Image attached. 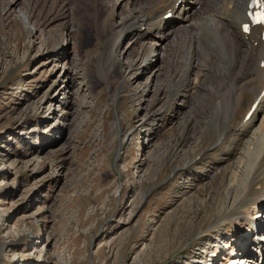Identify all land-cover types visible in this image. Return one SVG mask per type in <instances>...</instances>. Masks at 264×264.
<instances>
[{"label":"rangeland","instance_id":"1","mask_svg":"<svg viewBox=\"0 0 264 264\" xmlns=\"http://www.w3.org/2000/svg\"><path fill=\"white\" fill-rule=\"evenodd\" d=\"M10 2L0 0V264H194L204 247L210 253L207 235L235 247L236 238L226 237L255 202L226 216L218 196L221 162L225 139L241 128L259 90L236 101L228 80L216 86L221 64L208 62L212 47L192 52L185 44L195 35L190 21L182 33L169 31L148 62L141 47L150 41L131 36L106 55V30L98 34L97 21L109 16L115 32L127 4L142 0ZM194 2L193 20L203 9ZM18 6L29 8L35 30L24 26ZM71 30L81 45L69 40L67 56L45 54L50 34ZM60 58L80 62L77 71L65 73ZM190 61L200 69L185 98L180 75ZM169 70L178 82L175 97L169 87L155 90L169 86ZM261 124L259 117L255 128ZM253 193L264 203V165ZM261 216V230L248 240L262 249L246 264H264ZM224 251L216 264L237 260Z\"/></svg>","mask_w":264,"mask_h":264},{"label":"bare ground","instance_id":"2","mask_svg":"<svg viewBox=\"0 0 264 264\" xmlns=\"http://www.w3.org/2000/svg\"><path fill=\"white\" fill-rule=\"evenodd\" d=\"M19 1L20 0H11L9 5L18 4ZM194 1L202 4L203 9L200 13L196 12L195 19L193 20L192 18L195 12L190 13V11H195V9L191 7ZM250 1L251 0H191V2H189V0H146V3H143L142 0V2H140V5L135 4V2L127 4V6H130V9H126V18L123 19V21L118 25L115 32L114 30H110L109 26L111 21L109 19V16H107L106 19L102 21V23H99V21H97L95 29L98 34L100 31L106 30L104 32V35L106 37L105 54L109 57L117 53V50L119 49L118 46L122 42H124L125 38L127 37L131 36L132 38H134V40L147 39L148 41H150L146 46L143 45L141 47V60L142 63H145L157 56V54L159 53L158 44L165 42L169 31H172L175 29V27H177L178 29L175 30L182 33L187 29L184 23L190 21L193 26L195 35H193L194 33L192 34L193 37L190 38L191 40L188 43H185L186 46L188 45L192 52H195L197 45L199 48H201V46L212 47L211 52H209L210 49L208 51L210 55H207L208 62L210 64H221V68L218 69V83L216 86H218L219 84L221 85V82L225 79L228 80L229 87L235 95L233 96V98L237 101L236 98L239 99V96L240 94H242V92L255 88V90H259V92L257 93L260 95L262 89L264 88V67L261 65L262 62H264V39H262L264 26H257L250 35H246L242 32V25L246 22V13L248 11ZM262 1L264 2V0ZM179 4H181L180 8H178ZM178 10L180 11L178 12ZM183 10H185L184 13H182ZM28 11L29 8L23 10L18 6L15 10V13L18 17L20 14L22 18H25L24 20L27 23L23 22L24 26H28L31 28V30H35L37 27L31 23L33 16L30 15ZM169 12L173 13L172 16L174 18L170 21H166L167 19H169L166 17L167 13ZM21 17L19 18L22 21ZM75 19L76 21L78 20L76 17ZM78 21L80 22V20ZM143 26H145L146 28L145 31L141 33V28ZM75 33L76 32L73 30L66 31L59 38L57 35L53 36L50 34L51 37H47V39H45L44 41L43 46H45V54H48L52 58H57L59 56L58 53L66 52L64 55L67 56V50L69 48L65 51L64 49H66L65 46L67 45V43H70L69 40L75 41L76 38L80 39V37L78 36L79 34L77 35ZM78 41L76 40V45L79 46L81 44L78 43ZM62 42H64L65 45H63ZM70 46L71 44H69V47ZM184 52L185 51L180 50V52L178 51L177 53H174L175 58L173 57V62H178V54ZM224 53L226 55L225 60ZM61 63L65 73L69 72L68 67H74L77 71L76 66L80 65V62H78L77 64L75 62L71 63L67 60H64V62L61 61ZM173 68L174 67H172V69ZM209 68V65L204 64L203 69H205L206 72ZM103 69L104 66L102 67V70ZM198 69H200L199 64H194L192 61H190L188 66L184 68L183 73L180 75L184 84V91H182L181 93L184 94L185 98L187 96L186 88L189 87L188 85L191 80V76L194 71ZM207 74L208 73H203L202 77H205ZM174 77L175 73L172 72V70H169V86H165L162 83L161 88H156L155 90L157 92H163L166 87H169V91H171L172 97H175L174 94L177 93L175 92V89L178 86V82L174 81ZM201 83H203V80L199 78V84L201 85ZM62 84L63 82H61L60 87H57L58 84L55 85V87L60 90ZM157 86H160V84H157ZM150 89L151 88H149L148 86L146 91H143V95H145ZM80 90L81 88L79 89L78 93H80ZM257 98L258 97H256V99ZM216 99L219 100L220 98L218 97ZM54 101L55 99H52V102ZM258 103L259 104L257 109L254 111L249 120H244L241 128L232 133V135H230L228 139H225V144L229 145V150L225 155L226 158L221 162L226 165V169L224 171V175L221 178L219 186L221 187V189L218 191V196L222 198L225 205L223 212H225L226 216L228 217H233L234 210H238L240 205L245 201L254 199L255 203L253 204L252 210H249L246 213L247 217L242 220L243 223H240L241 221H238L234 225H232L230 228V232H232V235H228L226 237H232L230 241H234L235 237L236 240L234 244H236V246H230V242L224 241L223 237H219L220 239L215 240L211 235H207L206 237L209 239L207 240V243L209 241L210 242L208 244L205 243L204 240L203 242L208 245L209 248L211 247L210 253L208 252L209 254L206 257L205 252L207 251H205L206 248L204 247L201 256L196 257V261L194 262V264H216L217 259L221 257L224 249L228 250L224 251V253H228L232 258H236V256H242L241 258L243 261L244 259H246V261H252L254 256H258V254L255 255L256 253L249 254L250 252L248 250V245L250 242L248 238L255 233L251 232L255 230L251 229L254 228L252 224L256 225V232H259L261 230L259 229L261 227L260 223L263 220L261 214H264V203L259 201V198L255 197L253 193V186L255 184L257 174L264 165V95L259 99ZM151 108L153 107L151 106ZM155 113L156 112H154V114ZM151 114L152 112H149L148 115L151 116ZM259 117H262V124L257 130L255 128V125ZM228 119L226 121H228ZM188 123L189 120L187 119L184 122L183 126H188ZM236 215L240 216L241 214H235V219H238ZM253 245L254 248L257 247L258 249H262L260 242H253ZM263 251L264 248L262 250V253L259 254L261 258L264 257ZM206 260L207 262H205ZM228 262L229 264H232L233 262L235 264H241L239 258H237V260H231ZM246 263L247 262L244 261L243 264Z\"/></svg>","mask_w":264,"mask_h":264},{"label":"snow or ice","instance_id":"3","mask_svg":"<svg viewBox=\"0 0 264 264\" xmlns=\"http://www.w3.org/2000/svg\"><path fill=\"white\" fill-rule=\"evenodd\" d=\"M256 2L259 3V0H256ZM261 7H264V5H261ZM256 20H257V22H262V23H264V13L259 14V15L256 17ZM245 30H247V28H246Z\"/></svg>","mask_w":264,"mask_h":264}]
</instances>
